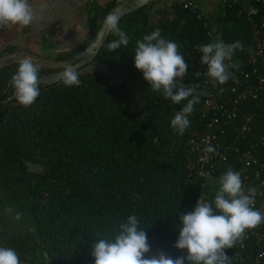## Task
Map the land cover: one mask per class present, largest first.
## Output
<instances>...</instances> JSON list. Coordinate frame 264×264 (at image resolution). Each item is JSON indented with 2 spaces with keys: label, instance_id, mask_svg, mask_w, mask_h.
Returning <instances> with one entry per match:
<instances>
[{
  "label": "trees",
  "instance_id": "obj_1",
  "mask_svg": "<svg viewBox=\"0 0 264 264\" xmlns=\"http://www.w3.org/2000/svg\"><path fill=\"white\" fill-rule=\"evenodd\" d=\"M247 1L257 10L250 16L242 11L241 0H220L210 17L174 4L166 10L153 9L154 2L126 13L118 26L128 34L127 46L108 51V44L118 39L109 32L92 60L103 68L79 73V86L45 83L48 70L40 67V95L29 107L18 104L10 84L18 65L0 67V246L28 251L39 264H94L92 243L114 235L121 221L136 214L150 245L146 257L159 252L173 259L186 256V249L175 247L182 226L179 217L193 211L200 196L212 200L218 189L204 184L205 179L190 167L194 158L190 141L194 134L208 130L214 114L220 121L212 129L231 148L212 176L218 179L229 168L241 176L246 171L250 176L246 189H256L255 207L264 211V186L256 188L254 165L245 169L239 161L247 149L264 161V148L259 146L264 134V87L256 99L237 103L236 93L231 92L233 75L242 78L249 72L248 82L256 87V73L264 70V61L249 62L254 25L264 40L259 21L264 0ZM110 10L111 6L93 11L87 39L57 59L83 49ZM154 12L159 17L150 22ZM232 18L235 23L228 26ZM156 28L162 38L177 43L188 64L183 83L198 85L197 93H203L183 135L172 129L170 121L187 100L174 104L165 99L134 66L135 42ZM216 34L219 41H240L242 47L232 56L230 62L237 69H229L228 81L207 84V66L200 62L199 48L212 43ZM210 92L226 110L235 107L231 122L203 107ZM249 116L250 130L242 137L240 128ZM28 161L39 162L42 170H29ZM16 212L21 214L19 220L14 219ZM247 234L243 247L238 242L225 249L232 264H254L256 256L264 253V224Z\"/></svg>",
  "mask_w": 264,
  "mask_h": 264
},
{
  "label": "clouds",
  "instance_id": "obj_2",
  "mask_svg": "<svg viewBox=\"0 0 264 264\" xmlns=\"http://www.w3.org/2000/svg\"><path fill=\"white\" fill-rule=\"evenodd\" d=\"M36 10L30 0H0V29L12 26H30L37 20ZM104 28L115 34L118 39L111 41L108 51L127 46L128 34L121 30L119 16L109 12L103 21ZM134 66L143 74L150 88L162 93L165 99L174 104L187 103L175 113L170 126L179 135L190 127L189 116L194 105L199 103L198 85L187 86L183 83L187 75L188 64L178 51L177 43L161 36L156 28L150 34L135 42ZM242 47L240 41L226 44L223 41L203 44L199 51L201 63L207 66L206 75L212 83L224 84L231 76L232 56ZM77 65H65L60 78L66 87L79 86L81 81ZM40 65L30 58L19 61L18 69L10 84L15 89V99L19 105L29 107L40 95ZM175 90V91H174ZM204 151L215 153L216 149L208 145ZM256 189H245L241 175L229 168L218 178V189L214 198L207 200L200 196L193 211L182 213L179 217V236L175 247L186 249L187 255L173 259L164 252L145 256L150 252L146 232L140 226L136 214L121 221L110 237H99L92 243L91 255L94 264H232L225 249L233 248L242 242L248 231L264 224V211L257 209ZM12 214L13 209L6 210ZM16 212L14 219H20ZM264 258V253H260ZM0 264H21L17 252L12 248L0 246Z\"/></svg>",
  "mask_w": 264,
  "mask_h": 264
},
{
  "label": "crops",
  "instance_id": "obj_3",
  "mask_svg": "<svg viewBox=\"0 0 264 264\" xmlns=\"http://www.w3.org/2000/svg\"><path fill=\"white\" fill-rule=\"evenodd\" d=\"M129 0H30L38 19L30 26H12L0 29V57L10 53H21L20 56L32 58L42 64H50L57 57L66 55L80 46L88 36L89 17L93 11L112 9ZM176 0H156L153 9L166 10ZM197 5L198 10L212 16L220 0H187ZM242 11L249 12L247 0H241ZM153 21L159 17L157 12L151 15ZM264 27V13L259 16ZM229 19L228 26L234 25ZM219 41L218 34L213 42ZM251 49L250 47H248Z\"/></svg>",
  "mask_w": 264,
  "mask_h": 264
},
{
  "label": "built area",
  "instance_id": "obj_4",
  "mask_svg": "<svg viewBox=\"0 0 264 264\" xmlns=\"http://www.w3.org/2000/svg\"><path fill=\"white\" fill-rule=\"evenodd\" d=\"M235 1V0H233ZM259 1V0H256ZM226 2L224 1L222 5ZM176 6H182L183 8L191 9L193 11L198 10L197 5L192 1L186 0H176L174 3ZM257 10L252 8L248 15L255 14ZM253 32V41L254 47L253 51L250 53L249 62L255 63L257 60L264 61V40L261 38L260 31L254 25L252 27ZM201 62V59H200ZM233 67L232 69H237V65L234 62H229ZM257 78V86L253 87L249 84L250 75L249 72H246L242 75V78L233 75L231 78L232 83L234 84L231 92L236 93V99L234 102H238L239 100H244L247 98L256 99L258 96V92L264 87V70L256 73ZM207 84L212 83L209 78H207ZM208 91V90H207ZM203 107L205 109H209L213 111V113L218 112L222 117H224L227 123L231 122L235 118V107L232 110H226L222 104H218L215 100V95L210 92L207 99L204 101ZM220 118L214 114L209 123L208 130L194 134L192 137L190 144L191 149L194 155V158L191 162V168L196 171L198 177L203 178L205 180L212 177L213 168L219 164L226 161L227 151L231 148L230 144L226 142L224 139L219 140L218 133L215 132L212 127L218 125ZM251 116L246 118L245 123L240 128V134L242 137L245 136V133L250 130ZM221 134L224 133L223 130L220 131ZM212 145L216 151L215 153H206L204 149L208 146ZM259 146L264 148V134L261 136L259 140ZM239 161L243 164L245 169H248L250 166L254 165L253 173L254 179L256 180V188L264 186V161H260L253 149H247L240 153ZM241 179L246 189V184L250 179L249 174L244 171L242 173ZM249 235L246 234L247 238ZM259 238V235L256 234V239ZM239 247H243V243L239 242ZM254 264H262V257L260 253L256 256Z\"/></svg>",
  "mask_w": 264,
  "mask_h": 264
},
{
  "label": "water",
  "instance_id": "obj_5",
  "mask_svg": "<svg viewBox=\"0 0 264 264\" xmlns=\"http://www.w3.org/2000/svg\"><path fill=\"white\" fill-rule=\"evenodd\" d=\"M154 1L156 0L124 1L121 4L115 6L111 12L116 13L120 18L124 14L136 11L140 8H143L149 3H152ZM108 34L109 32L104 28V24L102 22L99 29L95 33V36L93 37V39L83 49H81L79 52H77L76 54H74L73 56L67 59L55 61L52 64V66L62 68L63 70H64L65 65L68 63L76 64L78 66L77 70L85 67L90 62H92V60L97 56ZM20 55L21 53L7 54L0 58V64L6 60L14 59L15 57L20 56ZM63 70L59 71L58 74H56V76L53 79L48 80L47 83H53V82H57L58 80H60L61 79L60 74L63 72Z\"/></svg>",
  "mask_w": 264,
  "mask_h": 264
},
{
  "label": "rangeland",
  "instance_id": "obj_6",
  "mask_svg": "<svg viewBox=\"0 0 264 264\" xmlns=\"http://www.w3.org/2000/svg\"><path fill=\"white\" fill-rule=\"evenodd\" d=\"M150 22H153L152 17L150 19ZM24 58H25V56L24 57L23 56H17L14 59L6 60V61H4L3 63L0 64V67H2V66H13L15 64L19 65V61L21 59H24ZM64 59H67V57L64 58ZM64 59H57V60H64ZM33 62L39 64L40 67L46 68L48 70V74H44L43 75L45 83H47L48 80L53 79L56 76V74H58L59 71L63 70L62 68H59V67H53L52 64L54 62H52L50 64H42V63H39L36 60H33ZM96 68H103V67L99 63L90 62L88 65H86L85 67H83V68H81V69H79L77 71H78V73H81V72H84V71H91V70L96 69ZM58 81H62V80L60 79ZM26 164H27V167H28L29 170L35 171V172H40L42 170V168H43L42 165L39 162H37V161H28ZM204 184H206L208 186H218V179L212 176L211 178H209L207 180H204ZM258 191H260V189ZM16 252H17V254H18L19 258H20L21 264H39L32 258V256L30 255V253L28 251L24 252L21 249L19 251L17 250Z\"/></svg>",
  "mask_w": 264,
  "mask_h": 264
}]
</instances>
